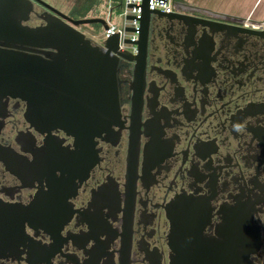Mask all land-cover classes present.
<instances>
[{
    "label": "flooded vegetation",
    "instance_id": "obj_1",
    "mask_svg": "<svg viewBox=\"0 0 264 264\" xmlns=\"http://www.w3.org/2000/svg\"><path fill=\"white\" fill-rule=\"evenodd\" d=\"M181 4L119 60V116L90 152L0 92V204L28 214L0 264H264V18ZM183 198L204 206L173 230Z\"/></svg>",
    "mask_w": 264,
    "mask_h": 264
},
{
    "label": "water",
    "instance_id": "obj_2",
    "mask_svg": "<svg viewBox=\"0 0 264 264\" xmlns=\"http://www.w3.org/2000/svg\"><path fill=\"white\" fill-rule=\"evenodd\" d=\"M36 1L51 12L42 16L43 24L30 26L24 22L33 10L32 0H0V92L27 102L26 118L31 125L61 128L90 152L94 136L111 127L119 116L117 69L121 58L131 59L130 51L120 48L119 33L97 44L79 28L90 23L106 28L104 18H75L44 0ZM161 14L170 13L150 10L144 0L138 53L151 16ZM203 206L197 199L173 201L169 206L172 229L179 207L184 208L183 216L196 217ZM26 217L28 214L0 204V247L7 238L24 231ZM214 253L218 255L215 249ZM205 254L206 260L187 264H237L225 257L213 259L209 251Z\"/></svg>",
    "mask_w": 264,
    "mask_h": 264
},
{
    "label": "rangeland",
    "instance_id": "obj_3",
    "mask_svg": "<svg viewBox=\"0 0 264 264\" xmlns=\"http://www.w3.org/2000/svg\"><path fill=\"white\" fill-rule=\"evenodd\" d=\"M60 11L70 15V9L76 5L89 6V16L105 18L108 10V0H44ZM187 3L191 8L213 11L216 13H228L238 16H252L261 18L264 15V0H181ZM120 0H115V3ZM117 9L113 12V17L117 15ZM71 16V15H70ZM81 29L86 33V36L91 38L93 42L102 44L104 37L102 26L95 24H83Z\"/></svg>",
    "mask_w": 264,
    "mask_h": 264
},
{
    "label": "built area",
    "instance_id": "obj_4",
    "mask_svg": "<svg viewBox=\"0 0 264 264\" xmlns=\"http://www.w3.org/2000/svg\"><path fill=\"white\" fill-rule=\"evenodd\" d=\"M181 2V0H148V8L153 11L160 10L164 13L179 12L183 10ZM143 3L144 0H120L119 3H115V0H108V10L104 18L107 27L105 28L101 25L103 27L101 35L104 40L111 35L119 33L120 48L130 52H137L138 45L136 42L140 35V18L143 12ZM115 9H117L118 13L116 17H113ZM129 27L133 28V30L128 31L127 28ZM126 38L131 41L126 42Z\"/></svg>",
    "mask_w": 264,
    "mask_h": 264
},
{
    "label": "trees",
    "instance_id": "obj_5",
    "mask_svg": "<svg viewBox=\"0 0 264 264\" xmlns=\"http://www.w3.org/2000/svg\"><path fill=\"white\" fill-rule=\"evenodd\" d=\"M89 9H90L89 6H84V5L78 6V5H76L70 9L69 13L72 17H75V18H85L89 14ZM94 24L97 26H101L98 23H94Z\"/></svg>",
    "mask_w": 264,
    "mask_h": 264
},
{
    "label": "crops",
    "instance_id": "obj_6",
    "mask_svg": "<svg viewBox=\"0 0 264 264\" xmlns=\"http://www.w3.org/2000/svg\"><path fill=\"white\" fill-rule=\"evenodd\" d=\"M261 18H264V15H262V17H261ZM261 18H260V19H261Z\"/></svg>",
    "mask_w": 264,
    "mask_h": 264
}]
</instances>
